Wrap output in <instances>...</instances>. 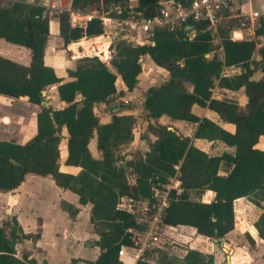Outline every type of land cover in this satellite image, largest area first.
Returning <instances> with one entry per match:
<instances>
[{
    "label": "trees",
    "instance_id": "1",
    "mask_svg": "<svg viewBox=\"0 0 264 264\" xmlns=\"http://www.w3.org/2000/svg\"><path fill=\"white\" fill-rule=\"evenodd\" d=\"M160 4L161 0H72L73 9L81 13L96 6L119 8L122 19L135 13L144 18L156 17ZM189 24L195 30L192 38L191 31L183 25L157 29L151 44L135 45L120 39L111 46L112 68L96 56L82 57L76 68L68 71L69 80L64 81L44 61L50 36L44 8L25 0L4 6L0 0V39L27 53V60L21 62L4 49L0 51V96L27 98L41 108L36 133L27 142L0 140V193L17 190L27 175L34 174L51 177L56 186L76 194L79 205L90 206V223L98 236L95 245L100 255L90 264H123L118 251L132 244L130 230L138 225L130 214L117 208L121 197L152 201L155 191L178 181L179 188L169 191L163 223L189 226L199 235L217 241L234 230L238 199L264 196V151L256 148L264 136V46L258 47L255 40L232 39V32L241 24L239 19L223 20L217 35L209 29L208 22ZM103 34L100 19H92L86 29H75L67 13L59 17V36L66 47L84 37ZM255 36L264 37L263 18ZM145 56L166 70L169 78L145 92L147 131L155 141L142 137L148 142V151H133L131 159L122 165L125 159L116 152L134 141L136 118L114 113L109 123L102 124L95 107L116 96L118 77L128 92L134 91ZM232 68L240 69V73L224 74ZM258 71L262 76L255 80L253 76ZM51 86H57L59 100L65 103L61 109L43 105V91ZM215 87L243 90L246 105L214 98ZM195 105L215 112L223 123L234 125L235 131L231 133L206 117L200 118L192 111ZM162 117L195 125L193 136H183L177 129L161 124ZM62 129L68 134L65 165L80 167L77 175L60 170ZM94 138L100 158L93 157L89 148ZM196 139L221 142L234 151L209 155L194 145ZM128 169L134 175L133 184L128 181ZM206 191L215 193L212 202L201 201ZM260 201L255 198L254 203ZM60 206L71 219L80 213V208L67 201ZM246 218L237 224L242 231L252 227V220L247 223ZM254 226L258 238L264 241V213ZM246 236L253 245L254 239L248 233ZM35 237L25 234L15 217L4 221L0 225V264H39L30 252L17 254L20 242L34 241ZM77 263L72 259L69 264ZM137 264H215V258L196 250H188L183 259L160 252L157 263L147 257Z\"/></svg>",
    "mask_w": 264,
    "mask_h": 264
},
{
    "label": "crops",
    "instance_id": "2",
    "mask_svg": "<svg viewBox=\"0 0 264 264\" xmlns=\"http://www.w3.org/2000/svg\"><path fill=\"white\" fill-rule=\"evenodd\" d=\"M25 1L28 3L43 6L47 0ZM163 1L166 0H161V2ZM112 29L115 31L113 27ZM105 36H111L113 38V43L108 44L106 47H91L89 48V50H92V52H106L107 54H109V60H111L112 53L109 50L115 43V40H117V35L107 30V35ZM86 39L88 38H83L80 41H85ZM237 39H240V37H238ZM3 49L9 53L8 55L13 56L14 59H17L21 62H25L27 60L26 51H24L22 48L9 45L5 43L4 40L0 39V51L2 52ZM44 54L45 64L52 67L55 70L57 76L64 81L69 80L68 71L74 70L76 68L77 61L80 58L90 56L85 53L83 47H80L74 51L69 48V45L67 47L65 46L63 39L59 36L58 22L50 23V36L47 41ZM142 61H150L151 63H153L149 56L143 57ZM155 67L159 70L166 71L160 67H157L156 65ZM232 70L233 69H227L225 72L227 75H231ZM261 76H259L255 80L260 79ZM168 78L169 73L166 80ZM118 82L121 83L122 92H128L123 85L120 77H118L117 79V83ZM190 90H192V88H190ZM218 90L224 92L229 91L221 88H218ZM48 91L51 93V101L48 102L47 106L54 103L56 104V107L53 109L63 108L65 106V103L59 100L57 86H51L43 91V97L46 96ZM239 92L242 94V101L239 105L241 107H244L247 103V98L245 97L243 90L235 92L234 94L238 96ZM213 97L222 99V97ZM77 99L81 100V96H79ZM227 99L235 100L233 98ZM107 106L108 105L106 103H100L95 107V114L102 124L109 123L114 113H118L119 115H133V113L131 112L119 111V105H112L111 107ZM22 111H27V113L30 114V121L32 120V135L26 141L20 142L19 144L27 142L36 133L37 114L40 111L39 106L30 104L28 100H25L24 98L11 99L8 97L0 96V125L2 124L1 122H4V124L8 123L9 120L6 115H20V112ZM192 111L200 118L206 117L219 124L222 128L231 133L235 131L234 125L223 123L220 120L219 116L209 109L201 108L195 105ZM164 119L169 120V118L167 117H162L159 122ZM19 122H21V120ZM169 122L175 128L170 125L167 126H169L170 129H177L179 133L182 132L180 126L190 124L186 122H172L170 120ZM22 128L23 125H21V129ZM194 130L195 125H193V129L191 130L192 136ZM183 136L192 137L190 134ZM67 138L68 134L66 133L63 138L64 150L63 152H61L60 170L64 173L77 175L81 171L80 167L65 165V160L67 158ZM137 141V138L134 137V141L131 144V149H137ZM193 143L197 148L204 151L205 153L214 155L212 154V148L217 142L196 139L193 140ZM90 144L92 148H94L90 150H96L94 151L95 153L91 151L93 157L100 158L99 152L96 148V138H94ZM140 144H142V141L140 142ZM222 145L224 144L222 143ZM224 146L226 147L224 149V152L234 151L233 148H229L226 145ZM256 148L264 151V136L260 138L258 144L256 145ZM221 174H224V172H221ZM43 178L45 179L35 177L34 179L29 180V176L27 175L25 181L17 190L10 193H0L9 195V198L12 201V207H10L9 210L13 211V216L17 219L23 232L25 234H32L36 236V239L34 241L27 240L26 245L28 248V252H31L32 257L35 258L39 264L43 263L44 261H46L47 264H69L72 259H77V264H90V262L95 261L100 255V249L95 245V242L98 240V236L94 233L93 226L90 223V206L79 205L77 195L69 190H64L56 186L51 177ZM37 181L42 182L44 187L46 186V188H51V194H45L38 184H34V182ZM173 184L175 189H178L180 186V183L178 181L173 182ZM200 198L202 202L209 203L214 200L215 193L212 191H206L203 195H201ZM62 201H67L80 208V213L75 219H71L68 214L61 209L60 203ZM245 202L250 204L252 207H255V205L252 204L248 200V198L238 199L235 202V228L224 238L217 241L199 235L194 228L189 226H165L159 247L155 249V260H149L157 263L160 252L167 253L168 257L173 256L177 259H183L188 250H196L204 254L213 255L215 258V264H264V241L258 238V234L256 236H251L249 230L242 231L240 228H237L238 222H242L246 217L247 218L245 221L249 223V221L251 222L252 220V226L255 227L254 224L256 220L262 213H264V201L260 202L263 207L260 210V214L255 219L252 218L251 215L245 214L247 210L249 212L250 210H252L251 207H247V209H245L246 206H243ZM85 208L88 209L86 220L89 222L86 228H90V231H88L85 228V225L80 221V215L82 214V210ZM238 210H240L242 215H244L243 219L238 218ZM247 233L254 239L255 242L253 245L249 243L246 236ZM89 237L92 238V244H88ZM59 241H61V244L63 245L62 247H64V249L67 251V254L65 258L54 259L49 249L52 248L51 244L56 245V243ZM29 244H31L33 249L31 247V249L29 248ZM39 251H42L41 257L38 256L40 253ZM148 255L149 254H146L145 258H147ZM121 261L123 264H136V262L130 257H125L121 259Z\"/></svg>",
    "mask_w": 264,
    "mask_h": 264
},
{
    "label": "built area",
    "instance_id": "3",
    "mask_svg": "<svg viewBox=\"0 0 264 264\" xmlns=\"http://www.w3.org/2000/svg\"><path fill=\"white\" fill-rule=\"evenodd\" d=\"M254 2L255 0H187L185 2L166 0L161 2V9L156 17L144 18L140 13H135L124 19L108 17L104 13H99L97 9L81 13L73 9L72 0H47L42 7L49 18V24L59 23V17L65 13L69 16L71 28L75 29H86L92 19H100L104 27V34L101 36L107 35V29L112 24L115 30L125 33L122 39L135 45H142L151 44L152 36L157 29H175L183 25L191 31L189 35L192 38L195 30L190 22H208L209 29L217 35L219 26L226 19L241 21L239 28L232 32L233 40H252L251 37L255 36L260 20V13L251 10L250 5ZM238 37L240 39H237ZM225 71L224 74L227 75ZM173 182L175 180L164 190L155 191L152 201L129 196L119 199L117 208L130 214L138 225V228L130 230L132 244L120 247L118 251L120 260L130 257L137 264L146 257V254L159 247L166 226L163 223V216L168 204L169 191L175 189Z\"/></svg>",
    "mask_w": 264,
    "mask_h": 264
},
{
    "label": "rangeland",
    "instance_id": "4",
    "mask_svg": "<svg viewBox=\"0 0 264 264\" xmlns=\"http://www.w3.org/2000/svg\"><path fill=\"white\" fill-rule=\"evenodd\" d=\"M15 1H20V0H5L2 1V5L4 6H8L10 4H12ZM131 5H136V1H133L131 3ZM251 10L254 11H258L260 13V18L264 19V0H255V2L253 4L250 5ZM92 9H97L99 13H104L105 15H107L108 17H119L120 15V10L119 8H115V7H111L110 9H105V8H97L93 7ZM116 15V16H115ZM112 24L109 25V28L107 29L109 32H113L115 35H117V40H115V42H117L118 40H120L123 36V34L125 33H121L119 30H113L112 29ZM252 40H255L257 42V46L261 47L264 46V37L263 39L261 38H256V36L251 37ZM216 45H219V40H216ZM107 44H110V42H107ZM95 47V46H94ZM92 51V50H91ZM111 53L112 50H109ZM97 53L94 54L93 52L89 57H93L96 56L98 57L102 62H105L110 68V61L108 54L97 51L95 52ZM218 55L220 57H222V52L220 50L217 51ZM258 55L255 56V60H258ZM143 59V58H142ZM142 73L138 76V83L136 88L134 89V91L132 92H122V88H121V83L118 82L117 83V88H118V92L116 94V96H114L108 103H106L108 106L107 107H111L112 105H119L120 109L119 111L121 112H131L133 113V115L136 118V124L134 125V137L137 138V149L138 151H140L141 153H146L148 151V142L147 140L143 139L142 137L148 138L150 139L151 142L155 141V137L151 134L148 133L147 131V127H148V120L145 116V111L143 110V102H144V97H145V92L147 89H149L150 87L153 86H159L161 85L163 82H165L166 78L168 77V73L166 71L163 70H159L158 68L155 67V65L153 63H151L150 61H142ZM233 70L231 71V75H236L240 73V69L237 68H232ZM259 76H261V72L258 71L254 74L253 79L258 78ZM188 89H190L191 87L188 85L187 86ZM234 91H228V92H224L221 90H218L217 87H215L213 89V96L216 97H222V99L225 98H233L235 99L238 104H240V102L242 101V94L239 92L238 96L234 94ZM51 93L48 91V93L46 94V96L44 97L45 102L48 103L49 101H51ZM50 107L55 108L56 104H49ZM116 107V106H114ZM39 109L40 106H39ZM6 117L8 118V123L4 124V122H1L2 124L0 125V139H5V140H14L17 143L26 141L31 135H32V120L30 121V114L27 113V111H22L19 114H10V115H6ZM21 120V122H19ZM19 123V124H18ZM160 123L164 124V125H170L172 127H174L169 120H162ZM21 125H23V128L21 129ZM175 128V127H174ZM181 129V133L183 135H187L190 134L192 136V132L191 130L193 129V125L191 124H185L183 126H180ZM66 130L62 129V141H61V145H60V149L61 152H63L64 150V144H63V138L64 135H66ZM141 141H145L147 146L142 143L140 144ZM132 144V143H131ZM131 144L128 146H124L119 148V150L116 152V154H120L121 157H123V163L120 162V164H124V162L128 161L131 159V153L133 151H135L133 148L131 149ZM226 147L224 145H222V143L217 142L215 144V146L212 148V154L214 155H219L221 153H223ZM90 149H94L92 148L91 144H90ZM91 151H96V150H91ZM95 153V152H94ZM100 155V153H99ZM29 180L34 179L35 177H40L42 179H45L41 176L38 175H34V174H29ZM127 177H128V181L130 183H134V175L131 173V170L128 169L127 170ZM38 184L39 187L41 188V190H43V192L47 195L51 194V188H46V186L44 187L42 182L37 181L34 182V184ZM42 193V192H41ZM262 194L258 195L257 197H253V198H248V200L255 205V207H252L250 204L248 203H244L243 206H246L245 209H247V207H251L252 210H250V212L247 210L246 211V215H251L252 218H256L259 214H260V210L263 207L261 205L260 202L264 201V196H261ZM255 198H260V202H256ZM12 205V201L9 198L8 194H0V225L8 220L13 218V211L9 210L10 207ZM88 213V209H83L82 210V214L80 215V221L82 224L85 225V228L88 225V221L86 220V216ZM237 216L240 219H243L244 215H242V213L240 212V210H238L237 212ZM88 231H90V228H86ZM92 231V230H91ZM92 238L89 237L88 238V244H92ZM27 240H23L22 242H20L17 246V254L19 256H21L23 253L28 252V248H27ZM35 244V243H34ZM61 244V241L57 242L56 245L55 244H51L52 248L49 249L50 252L52 253V257L55 259H59V258H65L67 251L64 249V247H62L63 245H59ZM33 247L31 246V244H29V248ZM30 248V249H31ZM30 252V251H29ZM39 257H41L42 251H39ZM31 253V252H30ZM148 258L152 261L155 260V250H152L151 252L148 253ZM41 260V258H40Z\"/></svg>",
    "mask_w": 264,
    "mask_h": 264
},
{
    "label": "water",
    "instance_id": "5",
    "mask_svg": "<svg viewBox=\"0 0 264 264\" xmlns=\"http://www.w3.org/2000/svg\"><path fill=\"white\" fill-rule=\"evenodd\" d=\"M99 38H103L102 40L110 41V44L113 43V38L111 36L91 37V38L86 39L85 41H77L75 43H72L69 45V48L75 51L76 49L83 47V44H85V45L91 44L92 46H94L96 44L97 39H99ZM24 99L28 100L27 98H24ZM47 104L48 103L43 102V105L47 106ZM142 143H144L147 146L145 141H142ZM249 233L251 236H256L258 234L256 228L253 226L249 228Z\"/></svg>",
    "mask_w": 264,
    "mask_h": 264
},
{
    "label": "bare ground",
    "instance_id": "6",
    "mask_svg": "<svg viewBox=\"0 0 264 264\" xmlns=\"http://www.w3.org/2000/svg\"><path fill=\"white\" fill-rule=\"evenodd\" d=\"M103 38H99V39H97V41H96V44L94 45L95 47H97V48H99V47H106L108 44H107V42H110V41H108V40H102ZM94 46H92L91 44H83V49L85 50V53L86 54H91L92 53V51L91 50H89V48H91V47H94ZM106 54V53H105ZM109 55V54H108ZM230 247V246H229ZM229 249V248H228Z\"/></svg>",
    "mask_w": 264,
    "mask_h": 264
}]
</instances>
